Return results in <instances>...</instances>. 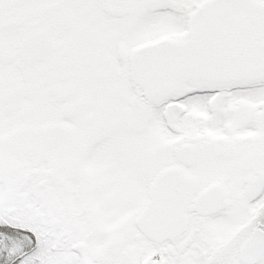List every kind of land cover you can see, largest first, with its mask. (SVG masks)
I'll list each match as a JSON object with an SVG mask.
<instances>
[{
    "label": "snow or ice",
    "instance_id": "snow-or-ice-1",
    "mask_svg": "<svg viewBox=\"0 0 264 264\" xmlns=\"http://www.w3.org/2000/svg\"><path fill=\"white\" fill-rule=\"evenodd\" d=\"M0 264H264V0H0Z\"/></svg>",
    "mask_w": 264,
    "mask_h": 264
}]
</instances>
